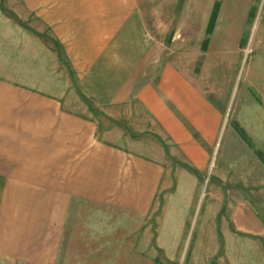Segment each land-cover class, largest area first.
<instances>
[{
    "label": "crops",
    "instance_id": "obj_1",
    "mask_svg": "<svg viewBox=\"0 0 264 264\" xmlns=\"http://www.w3.org/2000/svg\"><path fill=\"white\" fill-rule=\"evenodd\" d=\"M23 2L68 46L85 92L104 106L139 103L188 163L199 171L208 167L229 105L211 96L203 80L212 62H239L242 9L229 6L234 16L223 27L224 0H189L181 8L185 21L161 39L132 0ZM171 47L172 59H165ZM180 47L194 50L185 66L175 52ZM8 77L0 65V264H65L63 236L74 209L93 202L148 213L165 181L166 151L139 139L123 146L111 135L103 138L97 120ZM254 221L252 234L261 241L264 224Z\"/></svg>",
    "mask_w": 264,
    "mask_h": 264
},
{
    "label": "rangeland",
    "instance_id": "obj_2",
    "mask_svg": "<svg viewBox=\"0 0 264 264\" xmlns=\"http://www.w3.org/2000/svg\"><path fill=\"white\" fill-rule=\"evenodd\" d=\"M132 4L141 9L151 34L163 39L185 21L181 8L189 0H132ZM223 5V27L231 25L228 20L234 16L229 6L242 9L236 33L240 60L220 66L211 61L208 66L203 83L211 96L229 105V112L208 167L195 173L139 103L104 106L85 92L68 46L40 17L29 15L23 0H0V65L12 75L7 79L47 92L67 110L97 120L103 138L111 135L123 146L130 138L139 139L158 143L166 151L161 157L165 181L150 211L141 214L80 203L64 232L61 262L264 264V239L252 234L254 220L264 224V0H224ZM224 34L231 40L235 37L226 30ZM189 49L175 50L182 55L178 61L183 66L194 52ZM172 51L173 47L167 49L164 58H171ZM150 149L157 155L155 148ZM239 221L247 227L242 229Z\"/></svg>",
    "mask_w": 264,
    "mask_h": 264
},
{
    "label": "trees",
    "instance_id": "obj_3",
    "mask_svg": "<svg viewBox=\"0 0 264 264\" xmlns=\"http://www.w3.org/2000/svg\"><path fill=\"white\" fill-rule=\"evenodd\" d=\"M219 7H220V2L219 1H216L215 2V5H214L213 14H212V17H211V20H210V23H209V26H208V29H207V32L208 33H211L212 30H213V28H214ZM205 44H206V41H205ZM188 169L192 171L191 167H188ZM193 170H194L195 173L196 172L199 173V170L198 169L193 168Z\"/></svg>",
    "mask_w": 264,
    "mask_h": 264
}]
</instances>
